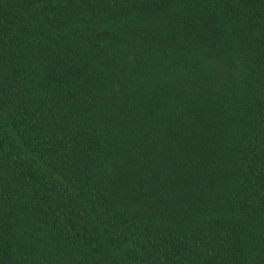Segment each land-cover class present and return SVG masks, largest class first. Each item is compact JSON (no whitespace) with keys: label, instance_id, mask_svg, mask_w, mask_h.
I'll return each mask as SVG.
<instances>
[{"label":"trees","instance_id":"obj_1","mask_svg":"<svg viewBox=\"0 0 264 264\" xmlns=\"http://www.w3.org/2000/svg\"><path fill=\"white\" fill-rule=\"evenodd\" d=\"M0 264H264V0H0Z\"/></svg>","mask_w":264,"mask_h":264}]
</instances>
